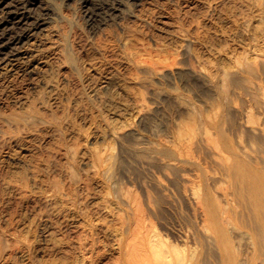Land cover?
<instances>
[{
  "label": "bare ground",
  "instance_id": "obj_1",
  "mask_svg": "<svg viewBox=\"0 0 264 264\" xmlns=\"http://www.w3.org/2000/svg\"><path fill=\"white\" fill-rule=\"evenodd\" d=\"M116 1L93 0L90 19L112 13ZM37 3L0 0V65L18 58L20 46L47 22V9H38ZM257 10L258 14H243L249 37L233 66L218 71V103L208 107L209 114L193 113L175 96L178 104L189 110V116L176 123L174 141L164 144H171L197 176H186L184 167L159 157L164 172H153V184L164 192L170 209L183 203V195L189 200L192 211L186 214L179 210L177 224L166 222L163 227L157 216L159 196L150 185L142 184L138 190L130 175L118 174L120 155L112 148L84 152L77 127L72 139L66 137L70 117L53 110L43 91L18 95L13 106L4 101L0 104V108L7 107L0 111L2 143L42 129L57 132L56 146L37 158L31 173L24 171L9 184L23 202H34L31 223L47 217L49 209L73 215L75 237L66 239L71 258L63 264H264V24L253 27L257 18L263 23L264 10ZM55 49L54 58L61 60L60 48ZM145 52L152 54V50ZM49 62L41 64L47 68ZM140 63L153 64L148 60ZM210 70L201 65L192 68L208 84L215 83ZM161 73L151 71L154 76ZM43 80L51 86L49 80ZM226 114L233 117L227 126ZM207 123L215 130L206 127ZM126 133L117 136L121 139ZM57 156L59 169L54 174L51 164ZM126 177L131 184L124 181ZM174 177L182 181L184 190L176 199L168 192L165 180ZM91 179L97 181V188ZM0 230V257L6 250L30 242L28 235L13 227ZM64 240L57 243L62 245Z\"/></svg>",
  "mask_w": 264,
  "mask_h": 264
},
{
  "label": "rangeland",
  "instance_id": "obj_2",
  "mask_svg": "<svg viewBox=\"0 0 264 264\" xmlns=\"http://www.w3.org/2000/svg\"><path fill=\"white\" fill-rule=\"evenodd\" d=\"M92 1L38 0L37 8L47 9V22L20 46L18 58L9 61L12 64L0 65V104L13 106L14 99L43 91L53 110L70 117L66 137L72 139L77 127L84 152L112 148L120 155L118 174L130 175L138 190L142 184L150 185L159 196L157 216L163 227L166 222L177 224L179 210L192 211L182 181L165 179L173 199L183 195V203L172 209L164 192L153 184V172H164L159 157L184 167L186 176H197L171 144H164L174 141L176 123L189 116L175 96L193 113L209 114L208 107L218 103V71L233 66L249 37L243 14L264 10V0H117L112 13L90 19ZM261 21L257 18L253 27L262 26ZM132 38L136 42H129ZM55 47L61 50V60L54 58ZM145 50H152L151 56ZM47 60L46 68L41 62ZM143 60L153 64L138 65ZM200 65L212 69L215 83H205L194 74L192 68ZM155 70L162 73L154 76ZM232 118L226 114L224 125ZM206 127L215 130L208 123ZM117 133L126 134L119 139ZM56 136L54 130L42 129L0 142V228L13 227L30 239L21 248L6 250L0 264H63L71 258L66 241L75 237L73 215L49 209L47 217L31 223L34 202H23L9 184L11 178L30 172L37 158L56 146ZM59 161L57 156L50 172L58 174ZM124 181L131 184L128 177ZM91 182L97 188V181Z\"/></svg>",
  "mask_w": 264,
  "mask_h": 264
}]
</instances>
